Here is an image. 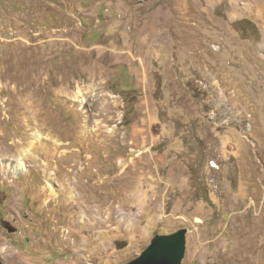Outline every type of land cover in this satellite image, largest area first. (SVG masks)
I'll use <instances>...</instances> for the list:
<instances>
[{
    "label": "rangeland",
    "instance_id": "374dc122",
    "mask_svg": "<svg viewBox=\"0 0 264 264\" xmlns=\"http://www.w3.org/2000/svg\"><path fill=\"white\" fill-rule=\"evenodd\" d=\"M182 228V264H264V0H0V264Z\"/></svg>",
    "mask_w": 264,
    "mask_h": 264
},
{
    "label": "water",
    "instance_id": "95a60500",
    "mask_svg": "<svg viewBox=\"0 0 264 264\" xmlns=\"http://www.w3.org/2000/svg\"><path fill=\"white\" fill-rule=\"evenodd\" d=\"M188 229L156 235L150 245L125 264H182L187 248Z\"/></svg>",
    "mask_w": 264,
    "mask_h": 264
},
{
    "label": "bare ground",
    "instance_id": "6f19581e",
    "mask_svg": "<svg viewBox=\"0 0 264 264\" xmlns=\"http://www.w3.org/2000/svg\"><path fill=\"white\" fill-rule=\"evenodd\" d=\"M18 167H19V169H22V170H24L23 168H24L25 166H24V164H23V163H21V162H20Z\"/></svg>",
    "mask_w": 264,
    "mask_h": 264
}]
</instances>
